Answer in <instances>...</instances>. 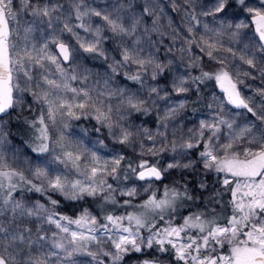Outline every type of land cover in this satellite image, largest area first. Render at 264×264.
Here are the masks:
<instances>
[{"label": "snow or ice", "instance_id": "1", "mask_svg": "<svg viewBox=\"0 0 264 264\" xmlns=\"http://www.w3.org/2000/svg\"><path fill=\"white\" fill-rule=\"evenodd\" d=\"M176 7L173 3L174 10ZM62 8L63 5L59 3H41L40 0L35 2L19 0L18 7L14 4V0H0V126L5 122V117L11 118V110L24 103V93H30L35 102L46 106V116L42 111L38 121L29 122L39 133L36 136L39 144L33 148V151L37 153L50 151L49 144L46 143L49 140V124L56 126L57 117H60L59 123L67 127L63 117L79 119L74 109H79L81 114L94 115L99 123L110 129V134L118 143L132 144V137L139 136V130L134 133L118 122L113 124V107L102 99L105 95L112 97L116 93L100 91L94 96L92 93L96 91L95 88L73 87L71 81L81 80L83 83L87 79L86 76L81 77L75 69L69 74L61 67L63 62L72 59L73 50L58 38L55 30L49 33L50 42L57 46L62 60L48 51V40H45L41 47H37L35 43L30 42L31 33L35 30L34 25L38 20L40 24L46 23V27L52 29L55 19L56 23L63 25L59 31L70 33L84 52L98 55H104L100 47L101 33L105 30L111 31L114 36L122 38V63L134 64L143 72L151 68L153 80L164 72L166 65L156 62L151 55L148 57L140 55L143 50L138 47L141 44V37L137 35L140 19L133 16L131 24L126 25L122 15L125 10L123 3L114 5L113 11H109L107 8L97 10L89 6L85 0H70L66 18L54 17L53 14L60 12ZM204 9L199 14L216 18L219 27L210 28L205 23L204 33L197 40L194 27L198 26L200 21L193 11L190 19L195 21V25L190 24L187 28L192 38L186 39L185 42L189 46L196 45L205 52L210 61L220 65L213 71L201 70V75L193 78L194 82L201 83L205 80H215L223 96H213V104L209 107L215 106L218 112L211 122L201 120L198 129H189L191 135L187 139L181 136L178 141L175 138L168 140L166 132L168 121L175 118L179 109L184 108L185 101H180L178 106L165 109L163 116L158 117L162 131L158 129L154 135L148 129L143 130L144 137L152 140L154 144L157 137H162L160 141L162 147L156 148L153 145L145 152L141 143V155L156 156L170 145L173 153L181 159H176L174 155L172 162L168 163L166 168L141 160L137 167L133 168L129 164L127 169H130L140 181H159L163 178V173L170 169L193 170L195 163L202 164L204 170L215 172L218 176L223 174L222 186L231 194L229 203L232 213L227 217V222L220 224L215 217L208 219L203 213L186 217L181 225H174L170 215L166 220V214L175 212L178 200L193 199L187 191V185L184 186L183 191L165 185L162 195H157L159 190L153 191L143 203L134 206L139 207L141 211L120 216L109 214L104 216L103 223L99 222L88 209H83L79 216L73 218L61 215L39 203L32 207L26 206L13 195L24 186H28L30 191L41 194L49 191L58 192L67 200L99 197L105 203L116 204L117 201L113 196L116 189L108 183L107 177L119 179L124 157L116 154L111 160L102 159L96 151L89 149L81 151L78 145L75 146V150H70L72 145L65 144L61 134L55 141L61 151L58 154L53 152L51 162L59 161L66 169L71 164L77 178H70L68 172L58 173L57 170L51 169L49 167L51 162L30 168L29 176L25 174V170L13 166L5 158L2 147L5 141L0 127V216L10 212L13 222L18 217H35L38 222L55 228V231L51 228H38L36 238L33 240L31 235L27 234L30 233V229L16 231L5 227L3 221H0V264H85L84 261L76 259L79 256L90 257L91 260L87 264L92 262L105 264L103 257L108 258L110 264H122L125 256L131 253H145L152 249L161 253L171 250L178 264H264V89H255L261 97V103L252 104L251 97L244 96L238 86L245 84L242 77L256 79V76L234 63L238 59L246 64L248 69L258 70L261 78H264V0H215L210 8L205 5ZM233 9L247 14L245 19L233 24L218 16L221 13L226 16L227 11ZM144 11L152 14V10L148 7ZM24 13L32 16L33 20L24 26L21 42L19 26ZM73 14L80 23L72 25L69 22ZM61 15L63 16L64 13ZM92 17H98L103 23H98L93 28ZM44 18L47 20L45 21ZM248 18L250 24L245 22ZM74 28H82L85 32L92 33L95 39L82 40ZM249 28V32L242 31ZM145 31L147 32V29ZM209 33L213 35L207 36ZM225 33L232 43L239 45L238 48L223 46L218 37ZM124 40H131L132 46H126ZM221 50L230 53L231 56L214 55ZM196 59L200 58L196 57ZM49 64L55 66V71L60 74L59 80L51 78ZM193 66H196L195 63ZM112 67L114 72L118 71L116 66ZM37 68L43 70L39 79L33 75ZM128 78L140 83L141 87L144 86L139 73L128 75ZM186 84L187 80L180 78L173 82V90L177 94H186L190 91V87L185 86ZM118 91L121 104L145 114L150 111V107L156 106L151 94L155 93L160 98L156 86H149L147 98H142L136 93L125 95L123 90ZM68 93L72 95L69 97ZM162 98L167 99V94ZM227 105L246 112H236L230 116ZM116 114L120 119H124L127 112L121 114L118 106ZM246 114H251V119L237 124L234 116ZM37 123L40 127H37ZM113 128L120 129L118 135L111 132ZM223 129H227V132L222 135ZM172 135L175 137V131ZM201 143L203 150L199 152V161L187 159L185 162L184 158L188 156L186 150L199 148ZM85 152L90 153L84 156L88 162L81 164V157ZM34 180L40 183H34ZM151 187L152 185L149 184L144 191L147 192ZM199 187L204 189L207 185L201 180ZM120 194L134 197L137 191L133 187L121 191ZM219 195L221 193L217 191L215 196ZM48 199L53 206L59 204L58 200L51 197ZM124 203L131 205L132 202L128 200ZM157 220L165 221L166 226L157 227ZM124 221H127L126 225ZM141 230H147L148 236H142ZM49 232H51L50 236ZM105 243H109L110 248H105ZM25 248L28 249L26 253ZM140 264H158V261L149 256L142 259Z\"/></svg>", "mask_w": 264, "mask_h": 264}, {"label": "rangeland", "instance_id": "2", "mask_svg": "<svg viewBox=\"0 0 264 264\" xmlns=\"http://www.w3.org/2000/svg\"><path fill=\"white\" fill-rule=\"evenodd\" d=\"M40 2L49 4L59 3L63 5L61 11L54 13L53 16H61V19L66 18L70 7V0H40ZM85 2L97 10L107 8L109 11H113L114 5L118 6L120 3H123L125 5V10L122 12V15L126 25L131 24L133 16L140 19V24L137 28V35L141 37V44L138 47L143 49L140 55L142 57H148L151 55L156 60V62L166 65L164 72L158 74L157 78L153 80L151 78V68H149L147 72H143L139 70L134 64H123V47L121 46L122 38L119 36H114V34L108 30L102 32L100 37V47L103 49L104 55L84 52L80 47V44L70 33L59 31L63 25L56 23L55 19L53 20L52 29H48L46 27V23L40 24L37 20L34 25L35 30L31 33L30 42L35 43L37 47H41L45 40H48V51L53 55H57L58 58L61 59L56 52L55 44L50 42L49 33L55 30L58 38L67 43L73 50L72 59L67 63H62L61 67H63L69 74H71L72 69H75L81 77H87L83 83L81 80L71 81L72 86L77 88H95L96 91L92 93L94 96L100 91H104L105 93L112 91L116 93V95L112 97H108L107 95L102 97V99H104L107 103H110L113 107V124L118 122L122 127H126L134 133L139 130L140 135H134L132 137L133 143L130 145L120 144L113 137V135L110 134V129L106 125L99 123L95 119L94 115L81 114L79 109H74V111H76L79 115V119L65 116L63 119L67 122L68 126L63 127V125L59 123L60 117H57L58 123L56 126L49 124V140L46 141V143L49 144L50 151L48 153H37L33 151V148L39 144V141L36 140V136H38L39 133L29 123L28 137L24 139L15 138L21 137L23 134H25L26 129L24 127L23 121H12V119L14 117H19L21 119L27 120L28 116L32 115L33 117L30 119V122L38 121L42 111L46 116V106L35 102L30 93H24V103L16 109L11 110V118L9 119L8 117H5V122L2 126H0L2 127L3 139L5 141L2 146L5 153V158L9 163L13 164V166H19L25 170V174L30 176V168L36 166L37 164L43 165L44 163L51 162L53 158V152L57 154L60 153L61 150L59 147H57L55 141L59 139L62 134L63 142L65 144L72 145V149L70 150H75V146L78 145L81 151L84 149L96 151L102 159L111 160L116 154L122 155L124 157V151H128L130 153L132 151L139 158L136 164H134L132 167L138 166L141 160L148 161V158L159 157L160 154L164 153L163 160L158 167L166 168L167 164L172 162L173 157L176 154L173 153L171 146L168 145L165 150L161 151L156 156L151 154L141 155V143H143L144 150L146 152L147 148L152 147L153 145L156 148L162 147L160 141L163 139L162 137H157V140L154 144L152 140H148L144 137L143 130L148 129L154 135L157 133L158 129L162 131L163 129L160 126V119L158 117L163 116L165 109L178 106L180 101H185L184 108L179 109L175 114V118L168 121L166 135L168 140L175 138L179 141L181 136L187 139V137L191 135L189 129H198L201 120L211 122L214 119L218 109L215 106L210 108L209 105L213 104V96H223V93L220 92L215 80H211V83H207L204 86L202 85L203 83L199 81H193L194 77L201 75V70L209 71L210 68L215 70L220 65H218L215 61H210L205 52H202L196 45L189 46L185 42L186 39L192 38L188 33L187 28L190 24L195 25V21H191L190 19V15L193 13V11L196 13L200 21V24L194 27V34L197 40L199 39V36L204 33L203 25L205 23H207L210 28L219 27V24L216 22V18L212 16H202L199 14L202 10H205V5L210 8L214 4L215 0H190V2L189 0H85ZM173 3H175L177 6L175 10L173 9ZM14 4L18 7L19 0H14ZM146 7L152 10V14H148L144 11ZM61 13H64V15L62 16ZM246 15L247 14L245 13L237 12L235 9L227 11L226 16L224 13L218 14L220 18H223L227 22L233 24L240 22L241 19H245ZM44 19L45 21L47 20V18ZM32 20V16L28 15L27 13L22 14L19 26L21 42L24 36L23 28ZM154 20L155 24H153ZM91 21L93 28H95L98 23H103L98 17H92ZM69 22L72 25L80 23V21L75 19L74 14L72 15V18ZM245 22L250 24L249 18L246 19ZM85 23H87V18H85ZM153 28L156 30L152 31ZM146 29L147 32L145 31ZM74 31L79 33L82 40L91 41L95 39L92 33L85 32L82 28H74ZM242 31L249 32L250 28L244 29ZM212 35L213 34L211 33L207 34V36ZM218 39L225 48L229 46L233 47L234 49L239 47V45L230 41L227 33L218 37ZM123 42L128 47L132 46L131 40H124ZM182 49H184V51H182ZM214 55L231 56L230 53L224 52L223 50L215 52ZM196 57H199L200 59L197 60ZM257 60L259 61V54H257ZM194 63L196 66H193ZM234 63L239 64L242 69L251 71L255 74L256 79L242 77L245 80V84L239 85L238 87L242 90L244 96L251 97L252 104L259 105L261 103V97L256 93L255 89H264V78H261L258 70L248 69V66L241 63L238 59L235 60ZM112 66H116L118 71L114 72ZM48 67L50 69L51 78L59 80L60 74L55 71V66L49 64ZM42 71V69L37 68L34 70L33 75L39 79L40 73ZM137 73L142 76V81L144 84L143 87H141L140 83L128 78V75H135ZM180 78L186 79L187 84L185 86L190 87V91L186 94H177L173 90V82L178 81ZM105 81H107V85H105ZM149 86L158 87L160 98H158L155 93L151 94L152 98L156 101V106L150 107V111L147 114L142 111L137 112L128 109L126 104L120 103V95L118 90H123L125 95L136 93L142 98H147L149 95ZM165 94H167V99L162 98L165 96ZM67 95L70 97L72 93H68ZM118 106L120 107L121 114L127 112V115H125L124 119H120L116 114V108ZM145 107H149V105H145ZM226 107L230 110V116L236 112H246V110L243 109H234L230 105H227ZM234 118L237 124H242L244 120L251 119V114H246L245 116L236 115ZM11 121L13 128L15 127L16 130L15 131L12 128L13 134L11 133ZM37 127H40L38 123ZM173 131H175V137L172 135ZM111 132H115L118 135L120 129L113 128ZM226 132L227 129H223L222 135ZM126 147L131 151H129V149ZM202 150L203 143L200 144L199 148L186 150L188 152V156L184 158L185 162H187V159H191L194 162L199 161V152ZM177 151L180 150L177 149ZM87 155H90V153L85 152L84 155H82L81 164L88 162L84 158V156ZM176 159H181V157L176 155ZM123 164H126L125 158L121 162V165ZM49 167L51 169L57 170L58 173L68 172L70 178H77L75 170L72 169L71 164H69L68 169H66L63 164L59 163V161H55L51 162ZM179 172L187 173L189 180H191L193 183L194 192L200 194L202 196L201 198H204V201L208 200L211 207H215L217 205L215 209L210 208L211 212L217 213L207 216L205 214L208 211L207 209H188L186 206H182L183 200H178L177 203L179 202V204L176 205L175 212L166 214L165 219L167 220L168 216L170 215L174 225H181L183 224L186 217L197 213H203L208 219L215 217L218 223L225 224L227 222V217L232 213V208L221 211L227 202L224 199L210 197L211 193L207 191L206 188L201 189L199 187V182L201 180H203L205 184L208 185L207 177L210 174V183L218 186V188H224L222 186L223 174H219L218 176V174L215 172L206 171L203 169V166L200 163H195L193 170L170 169L164 173L169 176V174L173 175L174 173L178 175ZM107 180L108 183L112 184L116 189V191L113 193V196L117 201L116 204L105 203L99 197H85L77 201L67 200L58 192H47L46 194L51 195V199L57 200V198H59L61 201H63L61 202L62 204H69L71 206L70 210L66 209V211H63L57 205L53 206L46 194L30 191L28 190V186L18 189L13 195L15 199L21 201L26 206L32 207L39 203L48 209H53L61 215H66L73 218L79 216L83 209H88L93 215L97 217L99 222L103 223L104 216L109 214L120 216L126 215L127 213L133 211H141L139 207L134 206H138L143 203L151 194V192L156 190L154 181H138L136 179L135 181L126 180L117 184L110 176L107 177ZM33 182L37 184L40 183V181L37 180H34ZM149 184H151L152 187L149 188L147 192H145L144 189L147 188ZM133 187L136 188L137 191V195L134 197H128L120 194L121 191L128 190ZM128 200L132 202L131 205L124 203V201ZM229 200H231V194L229 195ZM216 201L220 202L217 203ZM0 221H3L5 227L16 231H23L25 228L30 229V233L27 234H30L33 240L36 238L38 228H51L52 231H55L53 226L46 223H40L35 217H18L13 222L10 212L4 216H0ZM124 223L126 225L127 221H124ZM156 225L157 227L166 226L165 222ZM148 234L149 233L147 230H141L142 236L147 237ZM48 235L50 236L51 232H49ZM193 235H195V232H193ZM104 247L110 248V244L105 243ZM27 251L28 249L25 248L24 252L26 253ZM145 253L157 255L161 252H156L155 249H152ZM163 254L166 255V260L159 261L156 258L158 264H178L174 258V253L171 250ZM34 255H37V253H34ZM145 258H149V256H143L137 264H140V261ZM76 259L78 261H84L85 264L91 260L90 257L84 256H79ZM103 259L105 260V264H110V260L108 258L103 257ZM92 264H95V262H92Z\"/></svg>", "mask_w": 264, "mask_h": 264}, {"label": "trees", "instance_id": "3", "mask_svg": "<svg viewBox=\"0 0 264 264\" xmlns=\"http://www.w3.org/2000/svg\"><path fill=\"white\" fill-rule=\"evenodd\" d=\"M214 69L213 68H210L209 71H213ZM209 84L211 83V80H205L203 82V86L206 85V84ZM32 115H29L28 116V119L27 120H24V119H21L19 117L17 118H13L12 121H16V120H21L24 122V127L26 129V132L25 134H23L21 137H14L17 138V139H24V138H27L28 137V131H29V122H30V119H32ZM12 121L10 123V126H11V133L13 134V124H12ZM27 121V122H26ZM15 130V127L13 128ZM31 130V129H30ZM16 131V130H15ZM127 148V147H126ZM129 149V148H127ZM129 151H131L129 149ZM163 157H164V153L160 154L159 157H150L148 158V162L149 164H152V163H156L157 166H160L162 160H163ZM124 158H125V161H126V164L124 165H121V173L119 175V179L118 180H114L117 184L121 183V182H124L126 180H130V181H135L137 178L135 177V175L131 172L130 169H127V165L131 164V166H133L134 164H136V162L139 160V158L137 157V155L135 153H133L131 151L128 152V151H124ZM137 167V166H135ZM133 167V168H135ZM125 170H126V177H125ZM183 178V179H182ZM210 178H211V175L209 174L207 179H208V185L206 187L207 191H209L211 193V196L210 197H213V198H219V199H224L227 204L225 205L224 208L221 209L224 210V209H231V205L229 203V192H227L225 190V188H218V186L216 185H213L210 183ZM138 180V179H137ZM140 181V180H138ZM154 184H155V189L154 191H157V195H162L163 193V189L165 187V185H167L169 188H172V187H175V188H179L180 190H183L184 189V186L187 185V191L189 192L190 195L193 196V199L191 200H187V199H184L183 202H182V206H186L188 209H192V210H195L196 208L198 209H202L205 208L207 209V213H205L207 216H211V215H214V213H217V212H211L210 211V208L212 209H215V207H211L210 206V203L208 202V200H205L204 201V198L202 199L201 195L194 192V188H193V183L191 182V180H189L188 178V175L187 173L185 172H179L178 175H176V173H174L173 175H170L167 176L165 173H163V178L159 181H154ZM220 192L221 195L219 196H215V193L216 192ZM194 192V194H193ZM47 197H51V195L49 194H46ZM57 200L59 201V204L57 205L61 210L63 211H66V209L70 210V205H64L62 204L61 201L59 198H57ZM61 204V205H60ZM179 204V202L177 203ZM165 221H160V220H157L156 221V224H161ZM145 257V256H153L155 258H157L159 261H165L166 260V255L163 254V253H158L157 255H150V253H131L129 254L128 256H125L124 258V261H123V264H137L139 262V260L142 258V257Z\"/></svg>", "mask_w": 264, "mask_h": 264}, {"label": "water", "instance_id": "4", "mask_svg": "<svg viewBox=\"0 0 264 264\" xmlns=\"http://www.w3.org/2000/svg\"><path fill=\"white\" fill-rule=\"evenodd\" d=\"M249 21H250V18H249ZM55 49H56L57 54L59 55V49L57 48L56 45H55ZM60 58H61V60H62V57H60ZM63 63H67V62H63ZM145 181H147V180H145Z\"/></svg>", "mask_w": 264, "mask_h": 264}]
</instances>
